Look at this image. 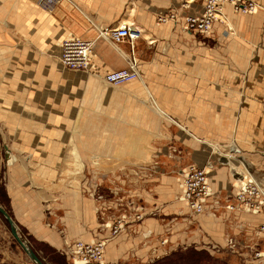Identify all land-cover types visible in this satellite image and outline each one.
Wrapping results in <instances>:
<instances>
[{
	"label": "crops",
	"instance_id": "crops-1",
	"mask_svg": "<svg viewBox=\"0 0 264 264\" xmlns=\"http://www.w3.org/2000/svg\"><path fill=\"white\" fill-rule=\"evenodd\" d=\"M256 1L264 7V0ZM40 2L41 0H0V30L8 29L6 33L0 34V44L34 45L43 52H59L62 42L67 39L94 41L95 48L90 58V65L92 72L102 77L109 72L127 68L132 56L137 59L141 77L133 83L117 88L101 89L100 78L90 76L85 89L90 93L91 104L95 107L99 99L133 102L143 93L142 90H145L151 100V106L155 109L154 112L166 119L169 126L174 125L183 131L189 128L188 126H195L196 120L205 118L203 111L205 109H229L228 121L237 128V136L230 142L228 152L225 154L230 162L235 155H242L245 152L239 142L240 139H246L243 137L251 126L258 125L259 130L264 131V8L257 15L243 16L235 14L230 6H224L223 11L228 17L230 31L227 30L229 29L227 25L216 22L210 37L203 42L198 41L196 34L184 31L181 23L157 24L158 14L178 10L180 0H63L49 10L44 9ZM202 9V0H197L192 5V13H200ZM125 23L134 24L141 33L140 39L134 43L133 50L129 42L116 46L99 37L101 32L116 29ZM191 45H195L193 57L201 59L207 66L198 71L205 75V83L200 87L196 84H187L183 80L179 81L178 73L148 67L152 59H161L163 51L181 50L183 53V50H186L184 52L186 55ZM27 46L23 50L27 54L36 53L39 49L27 48ZM2 51L5 54L10 50ZM38 59L45 60L44 57ZM227 64L231 66L228 69ZM50 67V62L46 61V64L42 62L38 66V77L47 76L51 71ZM198 72L195 76L199 74ZM24 75L26 77V74ZM152 77L160 80L150 79ZM80 80L78 76L74 80L69 79L77 86L81 85ZM147 82L157 85L153 90L155 97L148 89ZM102 83L103 86L109 85ZM3 85L5 84L2 83L0 86L1 120L7 124L13 123L15 118L20 116L22 119L19 124L22 125V120L25 118L36 119V124L33 123L34 128L38 126L37 123L40 125L38 121L45 120L47 116L44 111L50 106L46 104V107L42 100L34 99L31 105L22 108L23 106H19L17 101L21 97L18 95L19 91L17 89L15 91L10 86V95L7 97L2 95ZM100 107L106 114L105 126L108 125V118L114 117V114L116 115L114 118H117L123 114L129 115L137 109L132 103L113 107L112 110L107 103L103 105L102 102ZM138 107L146 106L138 105ZM139 114V119L144 118L141 113ZM86 115L80 109L76 121L72 124L74 127L71 128L69 138L74 140V134L79 131V139L83 146L95 139L89 135V131H86ZM47 118L50 123L58 125L62 123L56 116L48 115ZM192 128L194 127L190 128L191 132L187 131L189 137L171 132L173 138L182 140V143L178 144V148L181 149L179 155L173 152L175 150L173 147L168 150L169 157L172 158L169 161L174 164L168 172L177 173L179 179L163 176L157 179L161 180L162 186L151 188L147 187L145 182L144 184L138 182L135 185L130 180H122L121 183L110 181L113 176L107 173V179L101 178L103 182L97 181L94 189L89 180L93 191L88 195L81 190H70L62 196L58 207H55L56 213L51 219L56 218L55 222L60 226L59 232L45 228L42 206L38 203L40 200L35 192L31 194L16 191L15 194L12 191V195L16 198L26 199V213L30 216H25L22 205L18 207V213L12 218L30 230L40 242L50 245L62 246L77 240L87 243L108 240L105 251L106 264H139L152 261L158 258L163 250L184 245L185 237L193 243L202 240L212 241L217 245L224 244L227 227L230 229L240 227L239 221L245 217L263 220L264 212L254 216L225 209V206L234 200L238 185L231 181L227 169L219 164L213 147L202 146L197 141L198 135ZM46 130L48 136L54 134L51 129L42 128L41 131ZM83 130L86 132L84 133ZM200 131L196 130L198 133ZM9 132L14 134L17 131L10 127ZM118 132L127 133L128 136L111 139L123 143L121 152L115 153V156H121L122 159L140 157V148H142L140 144L144 142L147 144L144 145L147 148L144 157L149 158L151 152L149 144L154 137H158L157 131L156 134H149V131L133 126L127 132L121 130ZM173 138L168 137V139ZM255 139L264 138L262 136ZM126 141H137L138 149L135 151L125 148ZM46 144L53 150L59 147L50 143V139ZM75 147L80 156L77 144ZM95 159L98 165V158ZM191 165L205 168L209 172L213 193L215 196L222 195L224 199L220 198V201H216L213 198L208 203L209 209L206 213L193 216L199 228L191 231L193 236L190 238L189 231L184 232L189 224L187 219L182 218L190 212L183 204L177 202V195L183 187L179 174ZM72 167L76 168V166ZM143 169L137 170L145 171ZM168 169L167 166L161 167L162 172ZM75 171L81 173L82 169L78 168ZM117 219L124 220L126 227L118 237L112 238L111 230L105 226ZM242 226L246 227V232L249 233V224L245 223ZM260 226L261 224H258V228Z\"/></svg>",
	"mask_w": 264,
	"mask_h": 264
},
{
	"label": "rangeland",
	"instance_id": "rangeland-1",
	"mask_svg": "<svg viewBox=\"0 0 264 264\" xmlns=\"http://www.w3.org/2000/svg\"><path fill=\"white\" fill-rule=\"evenodd\" d=\"M182 1L180 0V3ZM227 30L229 31V29ZM6 31L8 29H1L0 34H4ZM208 37L210 35H196L198 41L203 42ZM26 46L8 43L0 44V81L5 84L3 85L2 95L7 97L10 95V86L15 91L17 89L19 97L21 96L17 101L19 106H23L22 108L31 105V101L34 99H37V101L42 100L44 106L46 104L48 107L50 106L45 109V116H56L62 123L59 125L50 123L46 117L45 120L38 121L40 125L37 123L38 126L34 128L33 123L36 124V119L25 118L22 120V125L19 124L22 119L20 116L13 117L15 118L13 123L8 124L0 119V205L8 211L11 217L18 213V207L22 205L25 216L30 217L26 213V199L16 198L12 195V191L15 194L16 191L30 192L31 194L35 192L39 198L38 200H40L38 203L42 206L45 228L59 232L60 226L55 222L56 218L51 219L56 213L55 207H58L62 196L70 190H81L85 195L93 191L94 188H90L89 180L94 175H98L97 181L99 182H103L104 180L101 179V176L108 173L113 176L110 181L121 183L122 180H130L135 185L138 182L142 184L145 182V185L151 188L162 186L161 180L157 179L163 176L179 179L177 173L168 172L174 165L169 161L172 158L169 157L168 150L173 147L175 148L173 152L179 155L181 149L178 148V144L181 145L182 143V140L174 139L171 132L173 134L177 132L178 135L184 134L189 137V132L187 131L191 127H194L192 129L198 135L197 141L202 146L210 145L213 147L219 159V164L227 169L232 182L239 185L242 180L240 179L241 176L250 175L264 189V154H261L264 153V139H255V137L262 136L264 138V131L259 130L258 125L251 126L247 130L243 137H246V139H240L241 142L239 143L244 147L245 152L242 155H235L233 160L229 162L225 154L228 152L230 142L237 136L236 126L228 121L230 118L229 109H205L203 110L205 111V118H202L203 121L198 119L195 126H188L189 128L183 131L174 125L169 126L166 119L154 112L155 109L151 106V100L145 90H142L143 93L139 94V97H136L133 102L131 100L109 101L99 99L95 107L91 104L92 98L85 88L89 83L90 76L99 77L102 82H104V76H98L92 72L91 65L88 70L64 69L59 61L60 51L43 52L39 47L29 45L27 48L39 49L38 51L35 50L36 53L27 54L23 51ZM4 49H9L10 51L3 54L4 51L2 50ZM189 49L186 55L184 53L186 50H183L184 54L181 50L172 52L171 50H165L161 54V59H152L148 67L162 68L178 73L179 81L183 80L187 84H196L200 87L205 83V75L198 71L205 69V67L207 68V66L201 59L193 57L195 45H191ZM39 57H44L45 60L38 59ZM46 61L51 64V71L47 76L39 78L38 66L42 62L46 64ZM230 67L227 64V69ZM196 72L199 74L195 76ZM24 74H26V77ZM77 76L81 79L79 81L81 85L79 86L69 81V79L74 80ZM150 79L160 80V78L154 77ZM1 82L0 86L2 85ZM102 82L99 85L101 89L121 87L103 86ZM146 84L153 94V90H155L157 85L150 82ZM153 96L155 97L154 94ZM102 102L103 105L107 103L112 110L113 107H122L127 105V103L129 105L132 103V106H136L137 109H134L135 112L129 115L123 114L117 118H114L116 117L114 114V117L108 118V125L105 126L106 114L100 107ZM116 102L118 103L116 104ZM138 105L146 107L141 108ZM80 109L85 115L91 114L86 115L87 124L85 125L89 135L95 138L91 143H86L85 146L82 145L79 139V131L74 134V140L69 139L71 128L74 127L72 124L76 121ZM139 113L144 118L139 119ZM8 116L10 117V115ZM133 126L145 129L149 131V134H156L155 132L157 131L158 137H154L149 144L151 148L149 158L144 157L147 152V148L144 146L147 144L144 142L140 144L142 147L140 148V157H125L122 159L121 156H115V153L121 152L123 143L122 141H112L111 139L128 136L127 133L123 134L118 131L127 132ZM10 127L17 132L11 134L9 132ZM37 127L38 129H36ZM40 128L41 130L42 128L51 129L54 134L48 136L46 134L48 130L42 132ZM196 130L201 131L198 133ZM168 137L173 139H168ZM175 138L179 137L175 136ZM48 139H50V143L59 146L57 150L48 147L46 144ZM75 143L81 153L80 156L75 150ZM124 145L127 149L135 151L138 149L137 141H126ZM5 146L8 148L7 152ZM95 158H98V165L93 164ZM72 166H76V168ZM165 166L169 169L166 172H162L161 167ZM78 168L82 169L81 173L75 171ZM138 168H144L145 171H141V173L137 170ZM91 171L97 174H93ZM222 197V195H216L214 200L220 201V198L224 199ZM182 218L187 219L189 227L185 228L184 232L189 231L188 234L191 238L193 236L191 231L197 230L199 224L191 214L186 213ZM262 221L264 222V218L263 220L262 218L257 220V218L245 217L239 221L240 227L232 229L227 227L224 237L225 243H221V245H217L212 241L202 240L193 243L185 237L184 245L170 250H163L158 258L139 264H264V233H259L261 226L258 228V224H263ZM245 223L249 224V233L246 232V227L242 226ZM17 225L21 236L45 264H72L64 254L66 246L70 243L60 246L40 242L26 227L19 223ZM0 264H33L14 240L7 222L1 216Z\"/></svg>",
	"mask_w": 264,
	"mask_h": 264
},
{
	"label": "built area",
	"instance_id": "built-area-1",
	"mask_svg": "<svg viewBox=\"0 0 264 264\" xmlns=\"http://www.w3.org/2000/svg\"><path fill=\"white\" fill-rule=\"evenodd\" d=\"M63 0H41L44 9H51ZM197 0H183L179 9L172 12L160 13L157 24H182L184 31L209 36L214 24L220 22L227 25L228 17L225 15L224 6H230L238 15H257L264 7L255 0H202L203 9L200 13H192V5ZM230 31V27H229ZM100 38L120 46L125 42L131 44L140 39L141 33L134 24H123L116 29H108L100 33ZM95 42L84 39H67L62 42L59 61L63 67L70 70H88L91 56L94 53ZM141 77L138 61L132 56L127 68L112 71L104 76V82L112 86H123L134 82ZM182 190L177 195V202L183 204L192 216H200L208 211V203L215 194L213 193L209 172L205 168L195 165L189 166L181 172ZM225 209L231 212L246 213L259 216L264 212V189L253 176H243L238 185L234 200L229 202ZM126 227V222L117 219L106 224L105 228L111 230V237H118ZM259 233H264L261 225ZM108 240L87 243L77 240L66 246L64 254L72 264H106L105 251Z\"/></svg>",
	"mask_w": 264,
	"mask_h": 264
},
{
	"label": "water",
	"instance_id": "water-1",
	"mask_svg": "<svg viewBox=\"0 0 264 264\" xmlns=\"http://www.w3.org/2000/svg\"><path fill=\"white\" fill-rule=\"evenodd\" d=\"M6 152L8 151L7 146H5ZM93 174H97L95 172H92ZM97 176L94 175L92 179L90 180L91 187H95L97 185ZM107 175H102V179H107ZM243 176H241L240 179H242ZM0 216L7 222L10 232L14 240L17 242V244L20 246V248L27 254L29 259L33 264H45L43 260L39 257V255L29 246L28 242L21 236L19 232V227L15 220L10 216L8 211L0 205Z\"/></svg>",
	"mask_w": 264,
	"mask_h": 264
},
{
	"label": "bare ground",
	"instance_id": "bare-ground-1",
	"mask_svg": "<svg viewBox=\"0 0 264 264\" xmlns=\"http://www.w3.org/2000/svg\"><path fill=\"white\" fill-rule=\"evenodd\" d=\"M189 1H193V0H189ZM125 24H128V23H125ZM122 25H123V24H122ZM136 81H137V80H136ZM226 159L230 162V160H229L227 157H226ZM93 161H94L93 164H94V165H97V164H96V163H97V160L94 159ZM98 163H99V161H98ZM241 181H242V180H241ZM241 181H240V182H241Z\"/></svg>",
	"mask_w": 264,
	"mask_h": 264
}]
</instances>
